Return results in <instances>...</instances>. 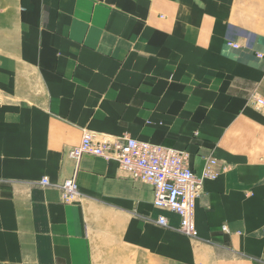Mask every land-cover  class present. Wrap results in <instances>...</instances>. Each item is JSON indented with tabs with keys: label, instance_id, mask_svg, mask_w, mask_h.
<instances>
[{
	"label": "crops",
	"instance_id": "crops-1",
	"mask_svg": "<svg viewBox=\"0 0 264 264\" xmlns=\"http://www.w3.org/2000/svg\"><path fill=\"white\" fill-rule=\"evenodd\" d=\"M214 2L0 0V264H264V40ZM84 131L226 166L196 238L115 161L68 160Z\"/></svg>",
	"mask_w": 264,
	"mask_h": 264
},
{
	"label": "built area",
	"instance_id": "built-area-1",
	"mask_svg": "<svg viewBox=\"0 0 264 264\" xmlns=\"http://www.w3.org/2000/svg\"><path fill=\"white\" fill-rule=\"evenodd\" d=\"M232 47L237 45L229 44ZM250 102L255 109L264 112V98L252 95ZM100 139L90 131H84L80 143L65 152L68 160L78 162L83 156L97 157L105 162L115 161L118 169L129 180L145 184L152 189L153 208L178 218L177 230L183 235L196 237L194 215L197 200L202 196L206 181H214L227 171L219 160L208 156L202 170L196 174L189 164V155L180 150L136 141L127 137ZM42 185L48 184L45 177ZM74 178L62 185L61 200L70 203L77 198ZM160 227H168L164 215L156 219Z\"/></svg>",
	"mask_w": 264,
	"mask_h": 264
},
{
	"label": "rangeland",
	"instance_id": "rangeland-1",
	"mask_svg": "<svg viewBox=\"0 0 264 264\" xmlns=\"http://www.w3.org/2000/svg\"><path fill=\"white\" fill-rule=\"evenodd\" d=\"M215 2L219 7L225 8L226 16L233 18L236 22L245 23V33L247 35L251 33L264 40V0H215ZM259 51L260 53L258 56L263 57L264 45H261ZM3 100L4 99L0 96V103H2ZM97 137L111 140L109 137L100 135H97ZM180 234L183 235L182 233ZM183 236L187 237L189 240H194L196 238L186 235Z\"/></svg>",
	"mask_w": 264,
	"mask_h": 264
}]
</instances>
